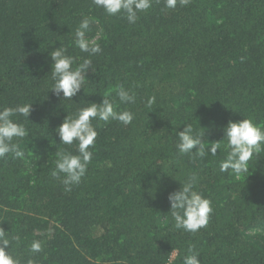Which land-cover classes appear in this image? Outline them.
<instances>
[{
    "label": "trees",
    "instance_id": "obj_1",
    "mask_svg": "<svg viewBox=\"0 0 264 264\" xmlns=\"http://www.w3.org/2000/svg\"><path fill=\"white\" fill-rule=\"evenodd\" d=\"M108 15L92 0H0V110L32 104L27 135L14 140L25 155L0 158V229L13 240L20 264H183L189 247L200 264H264V149L237 177L220 172L223 128L250 119L264 130V0H190L175 9L164 0L138 13ZM102 51L92 57L81 91L61 99L51 91L50 52L63 46L79 64L81 20ZM136 103L120 104V86ZM155 96L151 108L149 97ZM134 114L131 124L93 120L98 135L78 184L53 178L60 144L56 129L68 115L100 104ZM186 123L219 141L215 157L177 151ZM211 202L208 224L177 230L168 194L190 175ZM34 240L40 253H30ZM173 252L175 255L173 256ZM171 258V260H170Z\"/></svg>",
    "mask_w": 264,
    "mask_h": 264
},
{
    "label": "clouds",
    "instance_id": "obj_2",
    "mask_svg": "<svg viewBox=\"0 0 264 264\" xmlns=\"http://www.w3.org/2000/svg\"><path fill=\"white\" fill-rule=\"evenodd\" d=\"M93 4L102 8L108 15L123 14L130 24H135L139 19L138 13L146 12L152 7V0H92ZM165 7L175 9L179 3L186 6L190 0H164ZM93 20L85 17L75 29V46L80 52L87 53L89 58H84L79 64L76 59L67 54L63 46L50 52L51 79L50 91L61 99L72 100L83 88L89 70L95 72L90 57L102 51L95 40H90L87 33L91 30ZM118 101L123 105L136 103V95L122 85L116 92ZM155 96L149 97L146 106L151 108L155 103ZM32 104H17L14 107H4L0 110V158L12 154L15 158H23L25 153L20 150L19 144L14 140L23 139L28 133L23 124L16 122L13 117L23 116L29 120ZM134 114L130 110L118 111L114 108L112 100L103 97L100 104L89 103V106L77 110L74 117L66 116L56 129L60 144L72 145L78 142V154L71 152H57L55 168L51 172L53 178L60 179L66 191H71V186L78 184L85 176L87 167L92 160L90 146H94L98 132L92 124L93 120L117 121L127 126L132 123ZM206 131L194 129L192 123H186L182 131H177V151L180 154L204 158L207 155L215 157L222 145L219 141H210L206 132L211 128L201 127ZM223 145L227 149L226 158L220 162V172H231L240 177L249 171V162L254 155L258 156L264 149V130L257 127L252 120L242 119L236 122L229 121L223 128ZM198 177L190 175L180 182V187L168 194L170 214L174 220V227L187 233L195 234L199 229L208 224L209 214L212 212L211 202L196 190ZM18 237L8 238L7 231L0 229V264H20L19 260L9 254L13 240ZM42 244L34 240L30 253H40ZM189 255L184 256L183 264H200L199 254L190 246ZM175 252H173V256ZM171 260V258H170Z\"/></svg>",
    "mask_w": 264,
    "mask_h": 264
}]
</instances>
